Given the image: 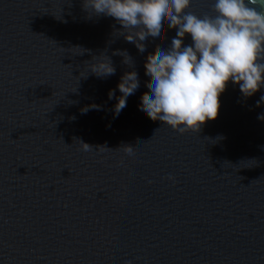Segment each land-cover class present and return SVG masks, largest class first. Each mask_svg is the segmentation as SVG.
I'll return each instance as SVG.
<instances>
[{
	"label": "water",
	"instance_id": "water-1",
	"mask_svg": "<svg viewBox=\"0 0 264 264\" xmlns=\"http://www.w3.org/2000/svg\"><path fill=\"white\" fill-rule=\"evenodd\" d=\"M85 7L0 0V264H264V89L229 82L198 132L153 121L146 56ZM102 55L114 75L92 72ZM133 70L142 90L114 117L109 90Z\"/></svg>",
	"mask_w": 264,
	"mask_h": 264
},
{
	"label": "clouds",
	"instance_id": "clouds-1",
	"mask_svg": "<svg viewBox=\"0 0 264 264\" xmlns=\"http://www.w3.org/2000/svg\"><path fill=\"white\" fill-rule=\"evenodd\" d=\"M85 5H87L85 7ZM192 0H84L91 13L112 17L122 26L120 35L146 56L151 95L143 99L142 114L178 130L198 132L220 109V95L231 82L244 97L264 89V0H213V14L190 11ZM169 29L176 34L166 49L153 56L147 49L164 42ZM191 43H185L186 37ZM133 67L127 50H116ZM100 77L114 75L110 57L102 55L90 66ZM108 98L115 97L113 116L127 109L129 98L142 90L136 71L125 72ZM264 104V95L256 106ZM89 105L81 109L87 112ZM264 120V113L258 115ZM85 151L91 146L82 142ZM130 159H136L132 147ZM169 180L175 181L171 175ZM130 264V262H129Z\"/></svg>",
	"mask_w": 264,
	"mask_h": 264
}]
</instances>
